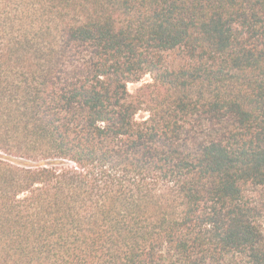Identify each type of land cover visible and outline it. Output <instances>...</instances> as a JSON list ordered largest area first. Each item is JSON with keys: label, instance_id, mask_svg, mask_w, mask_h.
I'll return each instance as SVG.
<instances>
[{"label": "trees", "instance_id": "obj_1", "mask_svg": "<svg viewBox=\"0 0 264 264\" xmlns=\"http://www.w3.org/2000/svg\"><path fill=\"white\" fill-rule=\"evenodd\" d=\"M0 264H264V0H0Z\"/></svg>", "mask_w": 264, "mask_h": 264}, {"label": "rangeland", "instance_id": "obj_2", "mask_svg": "<svg viewBox=\"0 0 264 264\" xmlns=\"http://www.w3.org/2000/svg\"><path fill=\"white\" fill-rule=\"evenodd\" d=\"M147 79H149V77H147ZM129 87H130V90L133 91L136 89L137 85L131 84Z\"/></svg>", "mask_w": 264, "mask_h": 264}]
</instances>
